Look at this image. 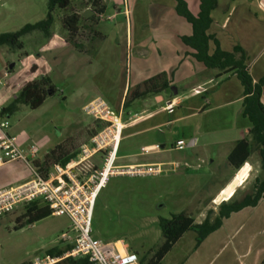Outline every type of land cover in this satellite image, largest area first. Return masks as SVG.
<instances>
[{
	"label": "rangeland",
	"instance_id": "374dc122",
	"mask_svg": "<svg viewBox=\"0 0 264 264\" xmlns=\"http://www.w3.org/2000/svg\"><path fill=\"white\" fill-rule=\"evenodd\" d=\"M48 1L0 0V35L18 32L26 25L43 21L48 13ZM169 1L171 0H104L107 14L100 20V29H105L108 34L109 27L127 22L133 25L134 33L142 31L151 37L157 31L154 24L159 20H168L167 17L159 16L163 15V7H166ZM185 1L190 12L197 16L200 11L199 0ZM229 4L231 8L238 9L237 13L231 15V23L227 28H213V33L225 44L224 48L234 39L242 43H252L250 59H247L246 64L248 65L254 56L261 55L253 72L257 77L258 71L264 66V0H230ZM259 5L263 6V11L257 9ZM115 8L120 10L119 16L109 22L106 18ZM72 9L84 17V13L89 12L91 6L87 0H81L73 2ZM63 16L64 13L55 12L52 38L46 37L41 31H35L21 38L23 49L0 46V108L12 104L28 82L40 77L33 71L36 66L41 74L48 75L56 88V93L49 96L38 109L33 110L18 104L17 111L9 119V134L17 138L18 146L22 145L21 149L24 151L37 147V160L42 162L60 140L67 139L75 131L74 124L90 122L83 112V107L85 97L92 93L88 76L95 69L88 66L86 57L64 42L65 34L60 22ZM240 20L244 22L240 23ZM145 24L147 28L141 29ZM78 42L83 44V48L93 51V44L88 43L84 30L81 31ZM238 110L239 106H234L229 110L213 111L205 117H221L222 113L226 112L229 113L227 115L230 119L235 120L239 117ZM79 129V136H85L86 141L78 143L75 137L67 141L76 148L90 138L88 127ZM142 139L144 138H139L138 141L124 140L119 146L120 155L124 154L125 150L135 154L141 153ZM76 148L74 147V150ZM189 150L190 147H187L183 152H167L162 155L163 158L149 155L142 157L141 160L146 162L163 160L166 163V172L160 176L111 177L96 202L92 236L105 242L122 241L139 259L150 258L163 243L159 221L181 213L196 212L198 207L203 208L208 200L215 196L218 185L224 178V172L219 170L218 176L211 179L201 164L191 166V169L169 164V161L177 162L179 157L185 156ZM253 155L254 164L249 173L248 185L245 187L247 192L252 191L256 179L263 178L259 150L256 146ZM127 161H119L117 165L124 166ZM16 162L19 163L6 167L10 175L23 176L29 173L26 163ZM242 197L243 194H238L236 198ZM220 204L219 201L210 205L206 216L211 211L217 213ZM24 212L25 206H20L12 213L0 217V264H27L35 257L44 256L52 248L65 246L59 240L61 235L70 229L71 222L67 217L51 215L34 225L15 230L17 218Z\"/></svg>",
	"mask_w": 264,
	"mask_h": 264
},
{
	"label": "crops",
	"instance_id": "0c3cea01",
	"mask_svg": "<svg viewBox=\"0 0 264 264\" xmlns=\"http://www.w3.org/2000/svg\"><path fill=\"white\" fill-rule=\"evenodd\" d=\"M229 1L218 0V7L211 14L213 23L209 34L215 37L223 51L232 53L235 47L240 46L246 51L250 59L252 43H242V41L238 42L234 39L224 48L223 45L225 44L213 33V28H227L231 23V15L234 16L237 13L238 9L236 7L231 8ZM200 2L201 0H199ZM103 5L106 8L105 17L107 7L104 0ZM176 6V0H171L166 7H163V15L159 17H167L168 20L157 21L154 24L157 31L151 37L142 31L134 33L133 25H129L127 22H115L116 24L107 29L109 30L107 34L105 29L104 31L100 29L102 20L99 21L96 31L103 36V39L88 41V43L93 44V51L91 52L90 49L86 48L81 51L75 49L67 41L68 36L65 30L63 28L62 30L65 34L64 42L72 46L77 53L86 57L85 61L88 66L95 69L88 76L92 93L87 97L84 96L85 105L95 98H103L111 108L124 113L125 128L122 134V142L126 139L138 141L139 138H144L140 141L142 143L139 154L125 150L124 154L120 155V147L117 164L119 161L128 160L124 166L163 164L167 167L163 160L154 159L156 161L146 162L141 158L145 155L163 158L162 155L167 152H183L187 147H190L185 156L179 157L177 162L169 161V164H177L187 169H191L190 167L196 164H201L211 179L218 176L219 170L224 172V178L220 181L215 196L208 200L203 208L198 207L196 212L185 213L192 217L197 224H201L207 217L206 212L210 205L219 201L221 204L228 202L233 196L234 200L239 201L253 192L254 186L250 192L245 191V187L248 185L249 173L254 164L253 150L255 146L258 149V146L255 142H251L252 155L240 170H236L230 165L229 156L237 144L246 138L252 141L250 135L252 126L248 119L243 116L244 89L237 77L232 74L223 75L219 70L207 69L193 57L194 51L181 41L182 37L191 36L193 29L185 19L181 20L176 12ZM257 9L263 11V6L259 5ZM87 13L89 18L94 16L90 11ZM118 13L120 10L115 8V11L106 19L111 22L119 16ZM255 17L258 18L256 14ZM243 22L240 20V23ZM53 28L51 30L52 36H54ZM146 28L147 25L141 27V29ZM215 49L216 45L211 42V54ZM260 59L261 55L254 56L248 63L255 84L264 77V66L258 71L257 77L253 74ZM56 61L58 62V59ZM60 66L62 67V65ZM35 68V75H40L37 77L38 79L44 76L48 77L47 74H41L38 71V66ZM161 74L166 75L167 81L170 83L169 89L156 95L151 94L134 99L133 97L139 93L136 91L129 101L131 90ZM125 103H128V107H125ZM262 103L264 104V94ZM234 106H239V117L235 120L230 119L227 115L229 113L226 112L222 113L221 117H205L213 111L229 110ZM89 119L90 122L74 124L75 131L67 139L60 140L54 148L64 145L67 154L75 157L79 148L89 140L82 143L79 148L68 144L67 141L74 137L78 143L86 141L85 136H79V128L82 127L89 128L91 137L95 131V124L91 118ZM181 140L186 142V148L183 151H177L174 146ZM157 145L160 146V150L150 154L142 153L143 148H154ZM21 146L19 145L20 148H22ZM168 147L170 148L168 149ZM13 163L19 162L0 166V191L20 186L32 179L30 168H28L29 173L23 176L10 175L6 167ZM37 164L38 166L41 165L42 161L37 160ZM246 168L248 172L243 183L234 187L233 194L227 200L224 193L231 188V185L235 183ZM261 179H264V171ZM238 194H243V197L237 199ZM215 215H217L216 212H214ZM196 239L195 232H187L165 256L161 264H263L264 197L255 207H247L240 212L233 213L224 220L219 230L209 235L198 246ZM64 244L65 246L60 248L61 250L70 246L67 243Z\"/></svg>",
	"mask_w": 264,
	"mask_h": 264
},
{
	"label": "trees",
	"instance_id": "16d2710c",
	"mask_svg": "<svg viewBox=\"0 0 264 264\" xmlns=\"http://www.w3.org/2000/svg\"><path fill=\"white\" fill-rule=\"evenodd\" d=\"M81 0H49L48 13L46 18L36 24H29L20 31L14 33H5L0 35V46L23 49L21 38L35 31H41L46 37H51V30L54 24V14L56 11L64 13L61 18L62 28L67 33V41L78 51L83 49V44L78 42L81 31L87 34L88 41L103 39V36L96 31V26L104 16L105 6L103 0H87L90 3L94 16L89 19L84 18L77 10L72 9V3ZM176 12L192 26L193 33L191 36H184L181 41L194 51L193 57L202 63L207 69L219 70L221 74H232L240 81L243 89V116L248 119L252 128L250 135L252 141L248 138L240 141L229 156L230 165L240 170L252 155L251 142L258 146L261 168L264 171V104L262 96L264 94V77L258 83H254L250 73V67L246 64L248 59L246 51L237 46L232 53L225 52L221 49L219 42L215 37L209 34L213 23L211 18L212 12L218 7V0H201L200 11L194 16L185 0H176ZM216 45L215 51L211 54L210 43ZM34 67L33 71L35 72ZM170 83L167 81L165 74L158 75L141 86L131 90L129 101L132 94L136 91L139 93L134 99H139L151 94H159L169 89ZM56 93V88L49 77L44 76L28 82L15 101L7 107L2 108V115L11 117L17 111V105L23 104L35 110L41 107L47 98ZM128 107V103H125ZM74 158L73 155L67 154L64 145H59L48 154H46L41 168H49L53 164L60 163L67 165ZM38 166V164H37ZM264 197V179H256L253 192L246 195L242 200H234V196L228 201L223 202L217 215L211 211L206 219L197 224L195 220L185 213L173 215L170 219H161L159 227L162 231L163 243L154 251L150 258H144L140 264H161L165 256L180 241V239L189 231L197 235L196 243L200 245L209 235L219 230L225 219H228L233 213L242 211L247 207H255ZM52 215L51 210L40 203H32L25 206V212L17 218L15 230L25 226L34 225ZM71 246L61 250L58 247L52 248L48 254L54 257H61L69 251ZM58 264H91L87 258H75L61 261ZM264 264V262H263Z\"/></svg>",
	"mask_w": 264,
	"mask_h": 264
},
{
	"label": "built area",
	"instance_id": "2783aa9c",
	"mask_svg": "<svg viewBox=\"0 0 264 264\" xmlns=\"http://www.w3.org/2000/svg\"><path fill=\"white\" fill-rule=\"evenodd\" d=\"M83 112L95 124L89 141L67 165L57 163L44 170L36 165L38 148L30 147L24 151L18 146L17 138L9 134L10 118L3 116L0 108V166L23 161L32 172V179L26 183L0 191V217L20 206L40 203L47 206L52 215L70 220V229L61 235L59 242L69 244L71 249L61 257L48 254L35 257L28 264H58L75 258H87L91 264H140L141 259L123 242H105L92 236L96 202L111 177L160 176L166 172L165 165H117L125 128L124 113L111 108L101 97L87 103ZM185 148L184 140L174 146L177 151ZM160 149L158 145L143 148L142 153L150 154Z\"/></svg>",
	"mask_w": 264,
	"mask_h": 264
},
{
	"label": "bare ground",
	"instance_id": "6f19581e",
	"mask_svg": "<svg viewBox=\"0 0 264 264\" xmlns=\"http://www.w3.org/2000/svg\"><path fill=\"white\" fill-rule=\"evenodd\" d=\"M243 171V170H242ZM248 172V169H244L243 172H241V175L236 179L235 183L231 185V188L228 189L225 193H224V197L228 200L229 197H231V195L233 194L232 191H234V187L236 185H239L241 183H243V180L245 179V176Z\"/></svg>",
	"mask_w": 264,
	"mask_h": 264
},
{
	"label": "water",
	"instance_id": "95a60500",
	"mask_svg": "<svg viewBox=\"0 0 264 264\" xmlns=\"http://www.w3.org/2000/svg\"><path fill=\"white\" fill-rule=\"evenodd\" d=\"M90 12H91L92 14H94V12H93V11H91V10H90ZM84 17H85L86 19H88L90 16H89V14H88V13H86Z\"/></svg>",
	"mask_w": 264,
	"mask_h": 264
}]
</instances>
